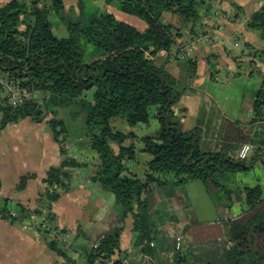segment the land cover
Returning a JSON list of instances; mask_svg holds the SVG:
<instances>
[{
    "label": "trees",
    "instance_id": "obj_1",
    "mask_svg": "<svg viewBox=\"0 0 264 264\" xmlns=\"http://www.w3.org/2000/svg\"><path fill=\"white\" fill-rule=\"evenodd\" d=\"M105 1L111 2L116 11L142 20L146 28L140 31L106 9L85 12L81 0L77 12L69 8L70 17L64 14V0H0V74L19 79L30 92H37L16 105L4 101L0 105V128L23 118L45 122L61 156L40 178L43 189L35 199L36 206L30 208L10 197H0V219L13 223L41 216L47 248L65 262L74 263L67 255L66 240H62L61 234L66 231L56 225L52 210L63 194L76 188L80 171L88 166L81 154L75 156L66 149L70 142L75 151L84 148L90 151V157L94 155L90 180L113 194L118 214L116 224L84 252L83 264H93L97 259L102 264H154L142 259L123 261L128 257L120 249L124 222L126 218L131 221L132 247L149 256L156 247L150 245L154 230L148 195L155 188L174 190L194 180L203 183L216 219L226 227L225 234L232 242L226 247L222 240L221 262L264 264V185L234 180L236 173L249 170L256 161L264 168V73H258L262 82L250 110V123L261 120L263 129L255 130L252 136L244 131L237 136L239 142L247 138L255 144L249 160L229 156L222 149L229 144L205 150L200 128L183 130L172 110L190 88L187 78L193 76L195 62L175 58L185 61L187 82H182L170 72L165 59L181 37L193 39L214 27L217 0ZM226 1L236 10L233 16L239 22L243 20L245 29L255 32L264 43V2L253 6L243 19V8L235 0ZM52 13L60 17L67 35L55 33ZM167 14L179 17L181 27L169 22ZM254 52L264 59V47ZM66 108L72 119L83 115V131L71 139L63 117L58 116ZM117 118L128 125L146 127L157 121L158 127L148 134L122 131L114 123ZM230 133L227 131V136ZM239 142L232 151L239 150L243 144ZM138 155L146 159L141 174L130 169ZM33 178L35 173L21 174L15 189L23 190ZM1 186L0 178V190ZM236 201L238 212L232 213ZM52 232L58 233L59 239L49 237ZM170 264H197L189 244L175 248Z\"/></svg>",
    "mask_w": 264,
    "mask_h": 264
},
{
    "label": "crops",
    "instance_id": "obj_2",
    "mask_svg": "<svg viewBox=\"0 0 264 264\" xmlns=\"http://www.w3.org/2000/svg\"><path fill=\"white\" fill-rule=\"evenodd\" d=\"M216 2L217 4L214 5L213 9L214 21H217L218 18L214 15V11L219 9L218 7H221L224 1L219 3L220 0H217ZM257 5H260V1ZM107 6L108 5H106V7ZM113 13L116 15L115 12ZM167 15L170 17L169 14ZM220 20H222V18ZM241 21L242 22L239 23V20L238 22H226L223 20V22L226 24L222 35L225 37L234 36V38L238 41V47L226 49L218 43L212 45L202 44L198 45L191 51L188 59H192V61L195 62V72L192 76L194 79L192 84H189L190 77L187 78L188 86H190V93H188V96L194 93V98L181 95L180 98L182 100L179 99L172 106L173 114L184 119L190 114V101V105L193 104L194 106L193 112L197 113L195 124H192V126H185L186 124H182L184 130H190L194 125H196L201 130L200 140L201 147L203 149L214 150L219 149L221 145L224 146L229 144L226 146L227 149H222H225L228 152V155H233L234 158L237 156L236 153L238 150L235 149V151H232V148L234 147L235 142H239L237 136L240 137L242 135L240 130L243 127H246L244 132H248V127H250L254 132L255 128L253 127L260 125L263 122L259 120L257 122L255 121L254 123H250V120L252 119L251 111L248 114H241L243 110H246L243 107V104L246 103L242 101L239 103L231 102L230 98L227 96V93H225L227 91H225V88L223 87L226 82L227 84H231V82L236 78H238L239 81L242 80L245 82L252 78L254 73L257 74V71L264 73V63L261 60L258 58H246L245 55V52L249 48L246 47L245 44L250 45V47L252 46L255 48H262L264 47V43L262 40H260L259 36H257L255 32L247 31L244 27L243 20ZM181 39V41H189L191 38L188 39L187 37L183 36ZM165 60H168L169 70L175 76H177L175 73L176 69L178 71L181 70V73L185 75V61H181L180 59L176 60L173 58ZM201 61L206 64L205 68L203 67ZM254 65H256V67H254ZM257 75L259 77V74ZM261 82L262 80H260V83ZM186 97L189 99V101L184 99ZM221 112L228 113L230 115L229 117H231L230 120L224 122V118L221 117ZM227 131H231L228 136ZM215 132H218L217 137L214 134ZM51 141L52 142L49 140L53 147V143L56 142L53 141L52 136ZM53 150L54 151L52 153L43 152L44 158L41 154H38V152H33L32 156L24 157V159L20 158L17 162H11L9 158H4V160L1 161L3 172L10 175V179L13 182L14 188L15 183L21 174L27 172L35 173L36 178L29 179L26 187L23 190H20L18 192L19 194L16 192L14 196H6L5 193L0 190V197H10L15 202H20L30 208H34L36 206L35 199L38 195V192L43 189V184L41 183L40 178L44 175L46 169L50 165L57 164L61 159L57 144H55V148H53ZM79 150H81L80 153L77 152ZM79 150L75 151V153L73 151L72 152L75 156H79V154L82 153L80 157L82 160L86 159L88 164L87 168H85L86 171H80L81 176L76 183V188L63 194L54 203L52 209L55 216L54 221L56 225L59 228H64L66 233L70 235V239H74V243H77L76 240L78 237H85V231L87 232L90 228H92L94 223L97 221L104 220L105 217L109 215V212L112 211L110 214L111 219L110 222L106 220L105 223H107L106 226L108 225V227L104 233L110 230L118 220V214L115 209L114 200H112V198L110 199V196L106 194L108 192L101 189L96 182L90 180L93 169L91 165L94 164L95 159L94 155H91L90 157V151L88 149L83 148ZM252 152H254L253 145ZM86 155H88V157H86ZM145 160V156L138 155L136 161L130 164L131 171L140 174L143 173L146 167ZM262 180L254 178L251 183L246 182V184H262V182H264V178ZM10 187L11 186H9V188ZM148 196H151L150 218L154 230V238L152 243L155 244L154 246L156 247V250L154 253L148 256L142 255L140 251L132 247L131 244L133 234L131 232V221L129 218H126L121 233L120 249L126 252V254L128 253V257H124L125 259L123 261L127 262L130 259H142L151 260L154 264H162V252H164V250L167 248L163 239L166 237L172 227H176L177 229L181 228V231L186 234V243H189L191 252L196 258V262L198 254H203L201 243H199L196 237L199 230L197 227H203L207 230V232L210 229H213L215 232V240L218 239V236L222 238V224L216 219L214 207L208 198L202 182L194 180L193 182L185 184L183 187L178 186L174 188V190L155 188ZM238 204L239 201H236V203L232 206V213L238 212ZM195 210H197L198 213L199 211L203 213V210H207V214L209 215L203 220L198 219L196 215L197 220H195V222H190L189 213L192 212V214H195ZM180 211L182 212L180 216L172 214L174 212L180 213ZM19 231L23 233L22 229ZM190 232L192 233V236L189 235ZM208 233L201 232V235L203 238L202 242L207 244L206 249L210 251L212 243L207 240L209 237ZM23 234V237L29 238L31 240L30 245L25 244L23 250L28 256L30 254L34 255V259L29 258L32 264H70L65 262L63 257L58 256L55 252L48 249L43 240L35 241L32 240L33 238H31V236L25 233ZM32 242L38 243L33 244ZM216 250L221 252L222 247L219 245ZM80 257V252L77 255L71 256V259L74 260L73 264H80V260L83 259ZM107 264L113 263L108 262ZM202 264L212 263L205 262Z\"/></svg>",
    "mask_w": 264,
    "mask_h": 264
},
{
    "label": "rangeland",
    "instance_id": "obj_3",
    "mask_svg": "<svg viewBox=\"0 0 264 264\" xmlns=\"http://www.w3.org/2000/svg\"><path fill=\"white\" fill-rule=\"evenodd\" d=\"M260 1V3H263L264 0H235V2L241 6V8H243V13L241 14L243 19H246V17L248 16V13L250 11V9H252L253 6H255L258 2ZM65 16L70 17V10L69 8H75L76 12L79 10V0H65ZM71 5V6H70ZM81 5H82V9L85 12H91L92 10H94L95 8H102V9H106L108 11L111 12H115L116 13V17L120 20H123L131 25H133L134 27H136L138 30L143 31L146 28L145 23L126 13H122L120 11H116V9L111 5L110 3H107L105 0H81ZM106 5H108L106 7ZM222 11L223 12H227V13H235L236 10L232 7L229 6V4L227 3L226 0H224V2L222 3ZM230 9V10H229ZM165 17H167V20L169 22H171L175 27H181L182 22L179 19V17H177L176 15H170V17L168 15H166ZM50 19L54 24V31L57 35L59 36H64L67 35V28L64 26V24L62 23L60 17L55 14L52 13L50 15ZM221 18H217V20L221 23L223 22V19L220 20ZM212 21L214 22V19H212ZM235 22H238L237 20ZM217 23V21L215 22ZM240 23V22H239ZM230 41V49L232 48V39H229ZM241 41V39H240ZM202 45V44H200ZM203 67H206V64L204 62H202ZM201 67V66H199ZM261 71H257V74L260 73ZM176 75L178 76L179 79L182 80V82H187L186 79V75L181 73V70H177L176 69ZM256 73H254V75L252 76V78H250L248 81H242V80H238V78L234 79L231 84H226L223 86L225 88V93H227L228 98H230L231 102H245L246 104H243V107L246 110H243V112L241 113L242 115L244 114H248L250 113V109L252 107V102H253V97L256 94V92L258 91V89L260 88V80L261 78L258 77ZM189 84H192V82L194 81V79L191 77L189 78ZM242 79V78H240ZM188 93H190L189 88H187L182 95H185L187 97H192L194 98V93L190 96H188ZM184 98L187 101H189L188 98ZM190 98V99H192ZM181 99V98H179ZM182 100V99H181ZM189 110H190V114L189 116H187V118L182 119L181 117H178L177 120L178 122L181 124L182 129L183 125L182 124H186L185 126H192V124H195V118H196V114L194 113V106L193 104L190 105V101H189ZM244 113V114H243ZM59 117H63L65 124L68 128V135L69 138L71 139V137H76L77 135H80L83 131V122L82 118L83 115H79L76 119H72L71 117L68 116V109H62L60 110V114L58 115ZM230 115L226 112H221V117L224 118V122L230 120L231 117H229ZM115 125L117 126V129H121L122 131H126V129L128 131H134L137 134H148L151 133L153 131H155V129H157L158 124L157 121H153L151 122L148 127H146V125H128L124 120L117 118L114 120ZM243 123V121H242ZM263 123H261L260 125H257L255 128V130H259L260 132L263 129ZM196 126V125H194ZM193 126V127H194ZM192 127V128H193ZM191 128V129H192ZM246 127H243L241 131H245ZM248 132L249 135L252 136L253 135V130L248 127ZM215 136H218V132L214 133ZM51 130L48 126V124H46L45 122H42L40 124L35 123L34 121H32L30 118H23L20 119L16 122H12V123H8L5 127L0 128V178L2 179L1 181L3 182L2 184V189L1 191H3L5 193V195H9V196H14V194L17 192H19V190L16 191V189L13 186V182L10 179V175L8 173L3 172V168H2V164L1 161L4 160V158H9V160L11 162H17L20 158L24 159V157L27 156H32L33 152L38 154H41L43 156V152H48V153H52L54 150L53 148H55V144L57 143H53V147L52 144L50 142L51 141ZM53 139V138H52ZM50 140V142H49ZM69 140V139H66ZM54 141V140H53ZM55 142V141H54ZM240 144L242 143H249L252 144L254 147V143H252L251 141H249V139H242V141L239 142ZM66 147V146H65ZM57 148V147H56ZM74 147L71 146V143L68 142L67 143V150H70L69 152H74L75 150L73 149ZM237 149V148H236ZM238 150V149H237ZM236 150V151H237ZM72 152V154L74 155V153ZM78 153L81 152V150L77 151ZM253 152H251L252 155ZM82 154V153H81ZM237 154V153H236ZM249 155L245 160H249L250 156ZM44 158V156H43ZM237 158V157H236ZM257 162V161H256ZM18 167V166H17ZM16 167V168H17ZM14 170V169H12ZM11 170V171H12ZM84 171H86V169H83ZM264 168L262 166V164L258 161L255 165L253 164L252 167L247 170V171H241L236 173L234 180L237 181V183H251V181H253V179L258 178L259 180H262L264 178ZM87 180V179H86ZM198 182H201L199 180H195ZM263 181V180H262ZM262 185H264V182H262ZM9 186H11L9 188ZM19 194V193H18ZM110 196V199L112 198V200H114V196L111 193H106ZM187 197V195H186ZM12 199V198H11ZM13 200V199H12ZM111 200V201H112ZM148 200L151 202V196H148ZM11 207H13V204H10ZM112 213L109 212V215L105 217L104 220L101 221H97L96 223H94L93 227L90 228L86 233V236H80L78 237V239L76 240L77 243H74V239H70V235L67 234L66 232L61 234L62 236V240H66V248H67V255H70L69 257L71 258V256L77 255L80 252V256L83 258L80 260V264L84 263V252L86 250H88L92 243H95L98 239V237L102 236V234L104 233V231L107 229L108 225L106 226L107 223L106 220H108L110 222V214ZM208 211L207 210H203V213H201L197 210H195V214H192V212L189 213V221L190 222H195V220L198 219H205L209 214H207ZM173 215H178L180 216L182 214V212L180 211V213L174 212L172 213ZM195 215V216H194ZM197 215V217H196ZM211 217V216H210ZM209 217V218H210ZM107 221V222H108ZM41 222V216L39 215H33L32 219H29L28 221H14L13 223L10 222L9 220H3L0 219V264H32L31 260H29V258L34 259V255L30 254L29 256L27 255L26 252H24L23 247L25 244H29L31 240L29 238H25L23 237L24 234H27L29 236H31V238H33L32 240L38 241V240H43V230H41V227L39 226H44V228L46 229V225L44 223H40ZM44 222V221H43ZM199 230L197 232V239L199 241V243H201L202 246V250H203V254H198L197 256V264H202L205 262H210L212 264H223L222 261V257H220L221 252H218L216 249L219 247V245L222 247V238L220 236H218V239L215 240V232L213 229H210L208 232L206 229H204L203 227H197ZM22 229L23 233L20 232L19 230ZM56 231V230H55ZM182 232L181 228L177 229L176 227H172V229L169 230L168 234L166 235V237L163 239L164 244L166 245V249L164 250V252H162V262L166 263V264H170L173 260V256L175 253V236L179 233ZM202 233H208L209 237L207 238V240H209L212 244V247H210V251H208L206 249L207 244L203 243L202 240ZM55 233V232H54ZM184 235V239H185V243L187 242V236L184 232H182ZM56 235L58 233H55ZM75 234V233H74ZM189 235L192 236V233L190 232ZM194 235V233H193ZM49 237L51 236L50 234L48 235ZM73 237V236H71ZM217 237V236H216ZM69 239V240H68ZM33 244H37L38 242H32ZM189 244V243H187ZM78 252V253H77ZM77 253V254H75ZM80 257V258H81ZM77 258V256H76ZM79 258V257H78ZM62 259V258H61ZM125 262V261H124ZM36 264V263H35Z\"/></svg>",
    "mask_w": 264,
    "mask_h": 264
},
{
    "label": "built area",
    "instance_id": "obj_4",
    "mask_svg": "<svg viewBox=\"0 0 264 264\" xmlns=\"http://www.w3.org/2000/svg\"><path fill=\"white\" fill-rule=\"evenodd\" d=\"M214 15L218 18L221 17L226 22H232V21H238L233 16V13H227L223 12L221 9H217L214 11ZM216 22V21H215ZM225 22H219L217 20V23L214 24V27H211L210 29H206L204 33H198L195 38L191 39L190 41H177L173 46H171V50L169 54L167 55L169 59L173 58H182V59H188L191 51L195 49L200 44L205 45H212L215 43H218L219 45H222L226 49H230V41L229 39H232V48L238 47V41L232 37H225L222 35V32L225 29ZM255 47H249L247 51L245 52L246 58L250 59H259L264 63V59H261L260 56L255 54ZM163 56L167 57L165 54ZM164 57V58H165ZM256 67V65H254ZM258 70V69H257ZM36 96V91H29L27 87L22 86L20 84L19 79H9V77L0 74V105L3 104L4 101L9 102L12 105H16L18 102L22 100L29 99L30 96ZM252 152V145L249 143H243L239 150L237 151V158L238 159H246L250 153ZM41 227V230L45 231L46 229L44 226ZM226 227L222 226V240L225 242L226 247H230L232 245V242L228 239V237L225 234ZM52 237L58 238L59 237L52 232L50 234ZM97 241L93 243V245H96ZM175 248H179L182 244L185 243L184 235L182 232H179L175 236ZM150 245H153L152 241ZM93 264H102V262L97 259Z\"/></svg>",
    "mask_w": 264,
    "mask_h": 264
}]
</instances>
